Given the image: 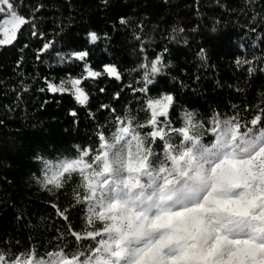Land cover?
<instances>
[{
  "label": "trees",
  "instance_id": "16d2710c",
  "mask_svg": "<svg viewBox=\"0 0 264 264\" xmlns=\"http://www.w3.org/2000/svg\"><path fill=\"white\" fill-rule=\"evenodd\" d=\"M10 2L27 23L11 44L0 45V254L9 260L33 254L48 261L49 254L63 252L64 257L53 259L132 264L137 249L170 235L162 228L137 239L135 214L147 232L160 209L176 210L203 199L215 159L253 154L248 149L254 141L245 131L264 130V0ZM89 33L98 39L91 41ZM45 44L50 45L46 50ZM82 52L87 53L83 60L66 58ZM153 62L159 69L155 74ZM87 64L99 71L114 65L120 78L104 72L89 77ZM74 79L81 81L84 104L73 95ZM49 84L68 91L52 93ZM167 95L173 96L168 115L159 116L154 127L148 101ZM188 113L193 114L191 125ZM225 120L230 123L216 122ZM121 125L132 130L125 132ZM182 127L187 131L168 135ZM158 128L165 129V138L153 144L151 134ZM217 140L218 155L210 159L202 149ZM261 148L264 144L255 151ZM84 149L90 150L85 159L96 167L70 170L61 188L41 190L33 179L41 174L35 157L73 160ZM135 155L143 167L130 173ZM241 179L250 182L251 171L241 173ZM248 190L236 186L229 196L239 198ZM116 207L118 214L112 211ZM256 214L217 224L210 213L209 221L224 226L230 240L261 234L264 242V223ZM114 223L119 233L110 228ZM163 251L176 256L177 246L169 243ZM81 253L88 255L77 260ZM218 261L250 264L232 245H225Z\"/></svg>",
  "mask_w": 264,
  "mask_h": 264
},
{
  "label": "snow or ice",
  "instance_id": "6c2138e0",
  "mask_svg": "<svg viewBox=\"0 0 264 264\" xmlns=\"http://www.w3.org/2000/svg\"><path fill=\"white\" fill-rule=\"evenodd\" d=\"M0 5H6L7 10L11 13L14 19V29L11 38L0 39V45L11 44L13 40L16 39L15 31L18 30L22 25L26 24L25 18L21 17L15 10L14 5L10 0H0ZM5 8L0 6V13H3ZM121 23H125L122 19ZM91 41H96L98 39L95 33H89ZM50 47L49 44L44 45L46 50ZM87 53H73L72 56L83 60ZM159 71L156 62L151 65V73L155 74ZM104 72L109 76H114L119 79V74L115 66L106 65L104 67ZM100 72L88 71L89 77L100 76ZM147 84H151L152 80L148 78V74L144 77ZM74 92L73 95L78 103L84 104L87 100L82 88L78 87L81 81L79 79H74L71 81ZM43 91V89H42ZM48 91L52 93L65 92L68 89L63 86L57 87L52 84L48 85ZM142 91H147L143 89ZM173 102V96L167 95L159 100H149L148 107L152 109V118L149 124L152 126L157 125V117H166L168 115L169 107ZM72 115H75L73 112ZM186 123L191 125L193 122V114L188 113L186 115ZM260 118L252 120V125H257ZM223 124H228L230 121H216ZM125 132L131 131L129 127L123 126ZM215 126V122L213 123ZM163 129V130H162ZM239 131V125L237 126ZM164 128H158L154 130L151 134V139L153 144L157 139L164 140ZM185 128H180L179 130L170 129L168 131L169 136H173L179 132H186ZM214 135L213 133H209ZM251 136L254 141L251 143L249 152L253 154L247 159H241L234 155H225L221 158L215 159L212 162L211 173L209 176L210 186L203 199L199 200L198 203H193L187 207L172 210V209H160L157 214L151 218V223L148 225V231H145V225L141 223L138 214H135V219L132 221V226L136 229L135 236L139 239L144 235H151L152 233L161 230L162 228H167L168 232L173 236L172 240L164 242L161 240L153 241L147 244L144 248L137 249L134 252V260L132 264H215L217 255L223 250L225 245H232L233 249H242L247 260L250 264H264V242H261V234H258L253 238H244L230 240L227 235L223 234V227H216L215 224L209 221V214L215 213L216 223L219 224L224 218H230L233 216H247L256 212V218L264 223V148H261L258 152L255 151L259 144H264V130L257 131L251 129L250 131H245V137ZM105 136L101 133L99 135V140L102 142ZM188 143V137L185 136L184 146L186 147ZM199 142H193V147H195ZM221 142L217 140L216 144L211 147L205 146L202 151L203 154L210 159L217 156V148L220 147ZM103 147H110V145H103ZM101 145H99L96 151L97 155L93 157L97 162H99ZM151 154L157 155L151 149H149ZM90 150L84 149L80 152L78 158L73 160H68L64 164L62 171L59 173L60 176L68 173L70 170H78L83 172L85 167H96V164H90L86 157H89ZM60 161V160H57ZM238 166V170L233 168V165ZM105 167H107L105 165ZM143 167L141 161L129 160V172L135 173L140 171ZM251 171L250 182L245 183L241 179V173H246ZM86 183L89 187H95L88 181V178L84 177ZM51 183V181H49ZM57 184L60 181L57 180ZM236 186L248 187V191L241 195L239 198H231L229 194L234 190ZM61 188V187H60ZM87 203V200L84 201ZM91 208V204L88 205ZM98 206V205H97ZM258 210V212H257ZM112 211L119 213V207H116ZM120 217L117 215L116 219ZM153 225H156L153 227ZM112 230L117 233L120 232V225L114 223L110 226ZM210 246H216L217 251L211 256L208 255L206 251H203V246L207 245L210 237H213ZM79 239V237H77ZM93 239V237H90ZM128 239V237H124ZM174 242L177 246L176 256H166L163 249L168 247L169 243ZM172 249L169 247V252ZM22 255L24 258L22 259ZM88 254L81 253V258H76L77 260H83ZM55 257H64L63 252L49 254V260H36L33 254H28L25 256L24 253L17 254L14 259H8L4 254H0V264H75L72 258L57 260ZM91 264V262H89ZM226 264V262H225Z\"/></svg>",
  "mask_w": 264,
  "mask_h": 264
},
{
  "label": "clouds",
  "instance_id": "9594fccd",
  "mask_svg": "<svg viewBox=\"0 0 264 264\" xmlns=\"http://www.w3.org/2000/svg\"><path fill=\"white\" fill-rule=\"evenodd\" d=\"M35 160L39 161L41 164V174L39 177H33L35 182L40 186L41 190H49V189H59L63 186V176H60L59 173L62 171L63 166L65 163L68 162L67 159H61L60 161L45 158L42 156H37L34 158ZM57 180L60 181V184H57ZM51 181V183H49ZM156 225H153L155 227ZM173 236L170 234L166 237H163L162 240L167 242L171 240ZM203 251H206L209 256H211L214 252L218 249L216 246H203ZM24 256L22 255V259ZM216 264H225V262L218 261Z\"/></svg>",
  "mask_w": 264,
  "mask_h": 264
},
{
  "label": "rangeland",
  "instance_id": "374dc122",
  "mask_svg": "<svg viewBox=\"0 0 264 264\" xmlns=\"http://www.w3.org/2000/svg\"><path fill=\"white\" fill-rule=\"evenodd\" d=\"M2 7L5 8V11L3 13H0V16L1 17V20H0V34H1V39H4L6 36L7 38H11L12 34H13V29H14V19L11 15V13L7 10V6L6 5H0ZM15 10V9H14ZM22 17V16H21ZM16 32L17 30L15 31V36H16ZM67 59H71L73 58L72 54L71 55H68L66 57ZM109 66H114V65H109ZM105 67V66H104ZM116 68V67H115ZM86 69H87V75H88V71H93V72H104V68L102 71H99V70H95L93 68H91L88 64L86 65ZM117 70V69H116ZM106 73V72H104ZM111 77H114V76H111ZM116 78V77H115ZM79 87V85H78ZM72 90L74 92V88H73V85H72ZM85 93V92H84ZM75 97V96H74ZM152 111V109H151ZM159 117V116H158ZM157 117V118H158ZM132 161H140V158L138 157V155H135L133 156V158L131 159ZM129 168V167H128Z\"/></svg>",
  "mask_w": 264,
  "mask_h": 264
},
{
  "label": "built area",
  "instance_id": "2783aa9c",
  "mask_svg": "<svg viewBox=\"0 0 264 264\" xmlns=\"http://www.w3.org/2000/svg\"><path fill=\"white\" fill-rule=\"evenodd\" d=\"M233 258V257H232Z\"/></svg>",
  "mask_w": 264,
  "mask_h": 264
}]
</instances>
